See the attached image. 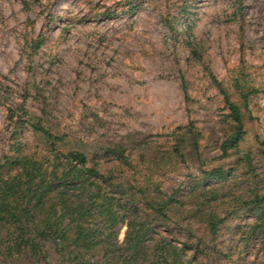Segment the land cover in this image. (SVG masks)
I'll return each instance as SVG.
<instances>
[{"label":"rangeland","instance_id":"374dc122","mask_svg":"<svg viewBox=\"0 0 264 264\" xmlns=\"http://www.w3.org/2000/svg\"><path fill=\"white\" fill-rule=\"evenodd\" d=\"M212 76L243 113L228 157L230 111ZM33 123L116 183L172 196L162 237L192 264H264L251 206L264 197V0H0L1 164L49 154ZM218 168L226 178L203 187ZM199 206L223 220L217 235Z\"/></svg>","mask_w":264,"mask_h":264},{"label":"trees","instance_id":"16d2710c","mask_svg":"<svg viewBox=\"0 0 264 264\" xmlns=\"http://www.w3.org/2000/svg\"><path fill=\"white\" fill-rule=\"evenodd\" d=\"M212 79L230 111L232 126L221 147L228 157L246 134L243 113ZM242 96L247 106L248 95ZM31 128L51 150L40 157L7 156L2 164L0 160V264H192L185 248L162 237L171 230L178 204L172 196L154 195L147 181L136 187L116 183L84 152L66 149L62 137L40 123ZM260 144L264 154V141ZM106 153L131 165L122 149ZM204 176L203 187L226 178L220 168ZM251 206L257 211V226L263 227L264 197L256 196ZM192 213L217 235L223 220L215 212L199 206ZM190 250L197 252L199 244Z\"/></svg>","mask_w":264,"mask_h":264}]
</instances>
